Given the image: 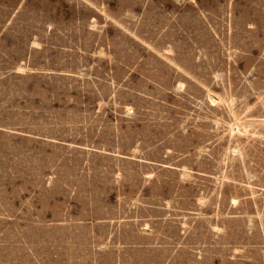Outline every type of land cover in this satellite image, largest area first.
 I'll use <instances>...</instances> for the list:
<instances>
[{
    "label": "rangeland",
    "instance_id": "obj_1",
    "mask_svg": "<svg viewBox=\"0 0 264 264\" xmlns=\"http://www.w3.org/2000/svg\"><path fill=\"white\" fill-rule=\"evenodd\" d=\"M0 264H264V0H0Z\"/></svg>",
    "mask_w": 264,
    "mask_h": 264
}]
</instances>
